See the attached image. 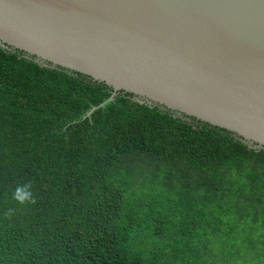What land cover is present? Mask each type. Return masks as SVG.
Wrapping results in <instances>:
<instances>
[{
  "label": "trees",
  "instance_id": "trees-1",
  "mask_svg": "<svg viewBox=\"0 0 264 264\" xmlns=\"http://www.w3.org/2000/svg\"><path fill=\"white\" fill-rule=\"evenodd\" d=\"M111 94L0 48V264H264V150Z\"/></svg>",
  "mask_w": 264,
  "mask_h": 264
},
{
  "label": "water",
  "instance_id": "water-1",
  "mask_svg": "<svg viewBox=\"0 0 264 264\" xmlns=\"http://www.w3.org/2000/svg\"><path fill=\"white\" fill-rule=\"evenodd\" d=\"M0 48L264 150V0H0Z\"/></svg>",
  "mask_w": 264,
  "mask_h": 264
}]
</instances>
